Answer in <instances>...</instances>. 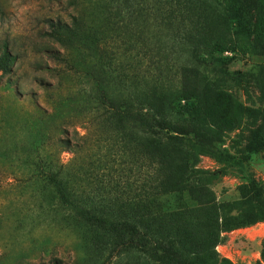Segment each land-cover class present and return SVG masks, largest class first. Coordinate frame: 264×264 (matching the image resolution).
Masks as SVG:
<instances>
[{
	"label": "trees",
	"instance_id": "16d2710c",
	"mask_svg": "<svg viewBox=\"0 0 264 264\" xmlns=\"http://www.w3.org/2000/svg\"><path fill=\"white\" fill-rule=\"evenodd\" d=\"M225 1L68 0L71 21L49 20L45 33L60 45L50 55L65 82L47 88L46 101L67 108L61 132L78 123L87 135L63 139L74 149L64 176L48 161L44 172L67 225L84 238L86 264L107 246L113 257L139 249L145 264L217 263L222 231L240 225L220 221L213 191L194 183L191 153L212 141L206 126L233 122L232 97L206 74L215 54L230 49L233 24L264 58L261 0ZM12 60L0 52L1 73ZM102 147L93 160L81 157ZM251 148H264L258 130ZM184 195L197 204H184Z\"/></svg>",
	"mask_w": 264,
	"mask_h": 264
},
{
	"label": "rangeland",
	"instance_id": "374dc122",
	"mask_svg": "<svg viewBox=\"0 0 264 264\" xmlns=\"http://www.w3.org/2000/svg\"><path fill=\"white\" fill-rule=\"evenodd\" d=\"M213 1L226 5L225 0ZM22 3L30 8L27 24L0 30V52L6 49L13 56L10 71L0 72V264H86L80 258L87 251L84 238L64 220V206L53 195L55 189L45 178L43 163H52L64 176L60 153L74 149L65 148L62 141L66 137L72 144L79 141L74 129L80 124L69 126L68 134L61 132L66 106L54 107L46 101V89H55L65 80L50 55L60 45L45 32L49 20L69 23L76 10L68 0ZM6 4L7 0H0V21L8 18ZM261 6L264 12V0ZM215 57L206 69L207 78L232 97L233 122L225 129L206 126L212 141L191 149L197 171L193 181L213 191L220 221L233 217L240 225L222 231L223 239L214 248L217 263L207 256L200 263L264 264V148H251L254 132L258 130L264 139V58L246 31L234 24L230 49ZM30 72L45 78H36V91L24 93L20 83ZM59 96H53L56 103ZM71 109L75 117L77 110ZM105 152L102 147L80 154L93 160ZM183 202L197 204L187 195ZM109 251L107 246L98 253L94 264L146 263L139 249L127 258L113 257Z\"/></svg>",
	"mask_w": 264,
	"mask_h": 264
},
{
	"label": "clouds",
	"instance_id": "9594fccd",
	"mask_svg": "<svg viewBox=\"0 0 264 264\" xmlns=\"http://www.w3.org/2000/svg\"><path fill=\"white\" fill-rule=\"evenodd\" d=\"M5 10L9 13V15L7 20L0 21V30H8L10 27L16 28L18 25L27 24L30 8L29 6L23 4L22 0H7ZM38 77L45 78L42 74L30 72L20 83L21 91L24 93H28L32 90L36 91L38 88L36 78ZM68 131L71 132L72 129H69ZM74 131L78 133L80 137L87 135V130L81 126H76ZM73 158L74 154L70 151L65 150L60 153V163L63 165L69 164Z\"/></svg>",
	"mask_w": 264,
	"mask_h": 264
}]
</instances>
